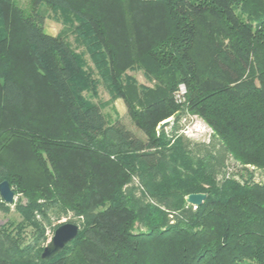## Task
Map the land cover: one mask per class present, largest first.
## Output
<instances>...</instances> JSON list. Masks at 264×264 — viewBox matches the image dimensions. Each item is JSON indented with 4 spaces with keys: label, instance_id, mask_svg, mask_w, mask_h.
Segmentation results:
<instances>
[{
    "label": "trees",
    "instance_id": "trees-1",
    "mask_svg": "<svg viewBox=\"0 0 264 264\" xmlns=\"http://www.w3.org/2000/svg\"><path fill=\"white\" fill-rule=\"evenodd\" d=\"M30 1L0 0V182L26 197L36 236L0 227V264H264V183L224 177L230 160L264 169V0ZM41 3L78 17L146 138L88 102L84 54L44 30ZM130 68L154 83L137 98L120 87ZM180 84L208 141L156 129L176 122ZM197 192L201 205L184 202ZM54 209L79 231L42 260L34 214Z\"/></svg>",
    "mask_w": 264,
    "mask_h": 264
},
{
    "label": "rangeland",
    "instance_id": "rangeland-1",
    "mask_svg": "<svg viewBox=\"0 0 264 264\" xmlns=\"http://www.w3.org/2000/svg\"><path fill=\"white\" fill-rule=\"evenodd\" d=\"M14 2L26 13L30 11V0H14ZM37 10L44 15L43 26L47 33L64 37L75 51L84 54L82 55L86 64L84 68L90 71L88 76L91 82H88L87 88L81 89V93L88 99V102L99 103L102 106V111L105 113L104 115L110 122L119 119L135 135L141 137V139L146 138L144 132L133 123L127 114L126 103L119 95L118 89L114 88L110 77L104 76L108 75V73H102L97 67L95 68L90 56L84 51L86 48L84 43L82 45V37L84 38V36H79L80 33L77 30L81 26L79 25L78 17L66 10L50 7L44 3L39 4ZM153 85L154 83L145 77L143 71L139 68L125 70L120 78L122 91L127 92L129 95L135 94L136 98L140 95L143 88L152 89ZM180 92L181 86L178 87L177 93H174L176 104L181 105V109L176 112L177 120L175 122V117L172 116V124L166 129L169 130L168 132L174 130L177 135H182L189 140L191 139V141H208L211 136V129L204 124L205 122L200 117L187 112L183 106L184 100L182 97L180 98L182 96ZM177 95L180 96L178 97ZM245 166L230 160L226 166L224 177L233 178L239 182L264 183V169L251 165ZM12 189L15 191V198L12 204L4 203L0 197V227L11 232L14 238H17L21 244H26L34 239L36 229L30 222L31 220L27 219L29 213L24 208L27 205L26 197L18 192L16 187L12 186ZM34 216L37 221H41L44 224L45 231L43 233L44 239L41 241L42 246L50 240L54 226L64 222L79 223L71 211L50 210L48 214L49 220L47 221L42 220L40 214H34Z\"/></svg>",
    "mask_w": 264,
    "mask_h": 264
},
{
    "label": "water",
    "instance_id": "water-1",
    "mask_svg": "<svg viewBox=\"0 0 264 264\" xmlns=\"http://www.w3.org/2000/svg\"><path fill=\"white\" fill-rule=\"evenodd\" d=\"M172 124L171 117L164 119L158 125L159 129H166ZM15 193L7 180L0 182V197L2 201L6 204H12L14 202ZM206 199V194L203 192L189 193L185 196V201L187 204L197 207L202 204ZM77 231H79V225L73 222H64L59 224L54 231L50 240L42 246L40 252V258L42 260H50L54 258L60 251H62L71 240L77 236Z\"/></svg>",
    "mask_w": 264,
    "mask_h": 264
},
{
    "label": "built area",
    "instance_id": "built-area-1",
    "mask_svg": "<svg viewBox=\"0 0 264 264\" xmlns=\"http://www.w3.org/2000/svg\"><path fill=\"white\" fill-rule=\"evenodd\" d=\"M179 86H181V92H180V93L182 94V96H180V95H177V96H178V97L180 96V98L182 97L183 100H184V94H185V91H186V90H185V86H184L183 84H181V85H179ZM179 86H178V87H179ZM177 91H178V88H177V90H176L174 93H177ZM174 95H175V94H174ZM180 98H178V99L180 100ZM180 101H181V100H180ZM157 129H159L158 126H157Z\"/></svg>",
    "mask_w": 264,
    "mask_h": 264
}]
</instances>
